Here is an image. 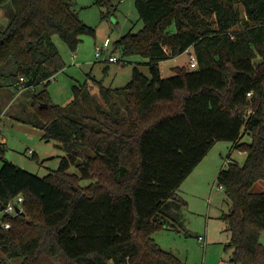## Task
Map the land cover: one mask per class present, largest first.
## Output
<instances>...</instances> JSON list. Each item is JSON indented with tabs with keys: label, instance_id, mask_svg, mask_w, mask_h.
Returning <instances> with one entry per match:
<instances>
[{
	"label": "trees",
	"instance_id": "obj_1",
	"mask_svg": "<svg viewBox=\"0 0 264 264\" xmlns=\"http://www.w3.org/2000/svg\"><path fill=\"white\" fill-rule=\"evenodd\" d=\"M6 1L13 13L0 31V86L17 95L13 85L24 78L30 108L13 120L41 130L65 156L45 177L0 158V224L10 225H0V264H183L152 234L170 228L185 205L176 192L217 142L245 155L241 166L227 159L217 176L231 203L219 217L230 263L264 264V193L251 192L264 181V0H134L142 28L113 48L146 59L149 77L133 68L124 87L94 82L106 108L87 82L72 87L65 106L46 92L63 69L51 36L70 51L94 36L72 2ZM189 49L195 68L162 78L159 64ZM82 180L91 183L82 188ZM17 196L21 212L3 214Z\"/></svg>",
	"mask_w": 264,
	"mask_h": 264
},
{
	"label": "rangeland",
	"instance_id": "obj_2",
	"mask_svg": "<svg viewBox=\"0 0 264 264\" xmlns=\"http://www.w3.org/2000/svg\"><path fill=\"white\" fill-rule=\"evenodd\" d=\"M70 1L74 14L94 30V36H83L75 51H70L57 34L51 36L63 62V69L49 79L46 92L53 104L65 106L73 100L72 87L87 82L95 101L106 108L94 82L107 89L124 87L131 79L133 68L149 77L146 59L139 56L122 57L120 50L113 48V43L126 33L138 32L142 23L138 19L134 0ZM12 13L10 1L0 4V31L7 27ZM105 39L110 40L108 52L105 51L97 60L96 47L101 46ZM109 56L115 57L118 62L107 63L105 60ZM191 58L195 59L189 49L178 57L161 62V77L173 76L174 67L191 70ZM43 88V85H38L36 92ZM17 95L7 84L0 86V158L3 157L38 177H45L58 168L65 153L56 147L55 141L41 140V131L30 127H26L30 132L23 131L22 125L13 120V117L27 118L23 110L21 114L18 112L21 107L27 110L30 106L29 93L21 92ZM84 103L90 108L93 107L90 100ZM249 141V137L245 135L243 142ZM29 150L34 152V155ZM227 159L241 166L245 155L232 149L230 142H217L195 169L193 178L199 174L195 179L196 184L192 188V183H187H190L184 196L188 203L187 208L183 205L176 215H172L173 218L168 220L170 228L152 234L154 242L161 249L173 254L183 264H232V249L226 247L230 236L219 218L222 214L229 213L231 203L217 183L219 170L227 167ZM68 173L78 175L74 166L69 168ZM90 183L89 180H82L80 187H87ZM251 192L264 193V181L256 182ZM198 236L204 238V248L198 243ZM260 243L264 245V232L260 235ZM8 264H20V260H12Z\"/></svg>",
	"mask_w": 264,
	"mask_h": 264
},
{
	"label": "built area",
	"instance_id": "obj_3",
	"mask_svg": "<svg viewBox=\"0 0 264 264\" xmlns=\"http://www.w3.org/2000/svg\"><path fill=\"white\" fill-rule=\"evenodd\" d=\"M110 46V40L109 39H105L102 43L101 46L96 47V53H95V59H99L104 52H108L107 48H109ZM74 58L76 56H73ZM107 63H116L118 62V60L113 57V56H109L107 58V60H105ZM196 65L195 59L191 58L189 60V67L191 69H194ZM24 78L20 77L18 79V81L13 85V88L18 91V93H21L27 89H30V87H25L24 86ZM32 89V88H31ZM31 153V151H29ZM228 163V160H226V164ZM21 204H22V197L21 196H17L12 202L8 203L6 208L4 209L3 214H7L9 216H17L20 212H21ZM16 209L19 210V212H16ZM1 227L3 228V230H8L10 229V225L9 224H0ZM198 243L200 244V246L202 248L205 247V242H204V238L202 236H198Z\"/></svg>",
	"mask_w": 264,
	"mask_h": 264
},
{
	"label": "crops",
	"instance_id": "obj_4",
	"mask_svg": "<svg viewBox=\"0 0 264 264\" xmlns=\"http://www.w3.org/2000/svg\"><path fill=\"white\" fill-rule=\"evenodd\" d=\"M76 58V57H75ZM18 96V95H17ZM16 123H19V122H17V121H15ZM19 124H21L22 126V130L23 131H27V132H30L31 130L29 129V128H26V127H30V126H28V125H25V124H22V123H19ZM30 128H32V127H30ZM25 129H27V130H25ZM33 129H35V128H33ZM36 130H38V129H36ZM39 131H41V130H39ZM43 135V132L41 131V136ZM41 136H40V138H41ZM1 151V150H0ZM29 151H31V150H29ZM31 154L32 155H34V152H32L31 151ZM3 158V157H2ZM4 159V158H3ZM4 160H6V159H4ZM8 161V160H7ZM0 166H1V160H0ZM199 165H197V167H198ZM196 167V168H197ZM195 168V169H196ZM195 169L191 172V174L183 181V183L181 184V186L179 187V189H178V191L176 192V197L177 198H179V199H181V200H183L184 202H185V205H186V208H187V206H188V203H187V201L184 199V196L187 194V192L188 191H186V189L188 188V185H190V183H192L191 185H190V187H192V186H194V184H196V182H197V180L195 181V179H196V177L199 175V174H197V176H194L195 178H193V173H194V171H195ZM222 169V168H221ZM220 169V170H221ZM219 170V171H220ZM200 173V172H199ZM188 181H190V183L189 184H187L188 183ZM192 181V182H191ZM193 188V187H192ZM182 209V208H181ZM180 211V209L179 210H177V211H175L174 212V214L176 215L178 212Z\"/></svg>",
	"mask_w": 264,
	"mask_h": 264
},
{
	"label": "water",
	"instance_id": "obj_5",
	"mask_svg": "<svg viewBox=\"0 0 264 264\" xmlns=\"http://www.w3.org/2000/svg\"><path fill=\"white\" fill-rule=\"evenodd\" d=\"M26 46H27V48L29 49V45L28 44H26ZM47 107V105L46 104H42V105H40V108H46ZM16 212L18 213L19 212V210L18 209H16Z\"/></svg>",
	"mask_w": 264,
	"mask_h": 264
}]
</instances>
